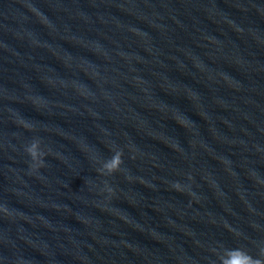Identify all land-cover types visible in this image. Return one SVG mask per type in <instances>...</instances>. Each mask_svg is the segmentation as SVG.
Instances as JSON below:
<instances>
[{"label":"clouds","instance_id":"9594fccd","mask_svg":"<svg viewBox=\"0 0 264 264\" xmlns=\"http://www.w3.org/2000/svg\"><path fill=\"white\" fill-rule=\"evenodd\" d=\"M23 124L24 122L21 121ZM24 127H29V125L24 124ZM24 151L28 155L31 160L30 169L35 172L40 168L45 166V157L48 155L47 152L42 151L40 149L39 141H32ZM123 150L115 152L109 157L103 166V170L97 169L100 175L110 176L114 173H117L121 165L124 163L123 161ZM134 158V157H133ZM173 187L177 191H182V186L179 182H176ZM106 191L111 194L113 189L107 185H105ZM6 211V210H5ZM227 257L222 261V264H264V260L253 257L250 253L244 251L241 248H230L226 249ZM261 254L264 255V250L261 251Z\"/></svg>","mask_w":264,"mask_h":264}]
</instances>
